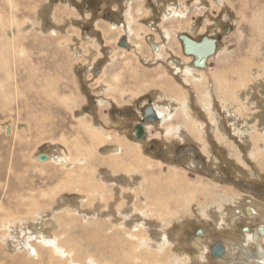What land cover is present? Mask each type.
Returning a JSON list of instances; mask_svg holds the SVG:
<instances>
[{"label":"rangeland","instance_id":"rangeland-1","mask_svg":"<svg viewBox=\"0 0 264 264\" xmlns=\"http://www.w3.org/2000/svg\"><path fill=\"white\" fill-rule=\"evenodd\" d=\"M91 1L0 0V203L19 216L0 210V264H143L121 257L137 237L153 264H264V238L250 237L264 225V0ZM180 35L217 40L205 68ZM149 102L167 113L140 141ZM90 128L103 134L95 145ZM117 137L140 168L111 167ZM76 143L94 201L64 188L61 158ZM179 189L162 217L148 204Z\"/></svg>","mask_w":264,"mask_h":264},{"label":"bare ground","instance_id":"bare-ground-1","mask_svg":"<svg viewBox=\"0 0 264 264\" xmlns=\"http://www.w3.org/2000/svg\"><path fill=\"white\" fill-rule=\"evenodd\" d=\"M180 1V0H179ZM173 10V9H172ZM178 10V9H177ZM170 12V11H169ZM173 12V11H172ZM177 12V11H176ZM179 13V12H178ZM174 15V14H173ZM180 15H182V14H180ZM169 17V16H168ZM130 19H132V20H135V18L129 13V15H128V40H131L132 38H131V36H133L134 35V37L136 36V37H138L137 36V32L134 30V29H132L131 28V25H130V22H131V20ZM136 21V20H135ZM136 23V22H135ZM139 24V23H138ZM116 28H120L121 30H122V32H125V30L124 29H122L121 27H119V26H117ZM124 28V27H123ZM112 29H114V27H112ZM111 31V30H110ZM121 33V32H120ZM143 33V32H142ZM118 34V33H117ZM116 34V35H117ZM119 36V35H118ZM187 36V35H186ZM141 37V36H140ZM189 37V36H188ZM142 38V37H141ZM179 38H180V36H179ZM189 39L190 40H193L192 38H190L189 37ZM212 39V38H211ZM214 39V38H213ZM181 40V39H180ZM183 40H181V42H182ZM193 41H195V42H199V41H196V40H193ZM124 43H125V46H127V47H125V48H128L129 47V44H128V42H127V40H125L124 41ZM139 45V44H138ZM182 45H184V43L182 42ZM13 46V45H12ZM121 46V45H120ZM216 46H217V43L215 44V49H216ZM124 47V46H123ZM152 47H153V49L158 53V50H159V47H157V46H155V45H152ZM14 49H15V47H14ZM20 50H21V53L23 52V50H22V48H20ZM214 53H215V51H214ZM214 53L212 54V55H208L206 58H201V60L202 61H204L205 63H206V61H207V59H209L211 56H213L214 55ZM184 54H186L187 55V53H184ZM189 55V54H188ZM190 55H192L193 56V58H195V56L193 55V54H190ZM186 58L187 60L188 59H190L188 56H184L183 55V58ZM204 59V60H203ZM190 66V65H189ZM189 66H187V67H189ZM186 67V68H187ZM191 67L192 68H195V69H203V68H205L206 67V65H205V67H198V66H195L193 63H192V65H191ZM189 69V68H188ZM191 69V68H190ZM182 70V69H181ZM183 71V70H182ZM196 71V70H195ZM200 71V70H199ZM198 73V72H197ZM198 75V74H197ZM203 76V75H202ZM194 77H195V75H194ZM197 77V76H196ZM185 78H186V76H185ZM198 79L199 78H197V82H198ZM187 82H188V80H187ZM196 82V81H195ZM194 83V82H193ZM173 99H175V98H173ZM166 100H168V99H166ZM167 104V103H166ZM173 104V103H172ZM163 105V104H162ZM168 105V104H167ZM153 109H154V111L157 113V116H156V120H163L164 119V116H165V114L167 113L166 111H165V108L164 107H166V106H159V105H157L156 103H154L153 105ZM166 121V120H165ZM149 123V122H148ZM165 125V124H164ZM168 126H169V124H168ZM147 127V126H146ZM88 128V127H87ZM144 130H145V127H144ZM85 131H87V132H89L91 135H92V140H93V144L95 145L96 143H98L97 142V139L99 138V137H101V139H102V136L101 135H103V134H100V133H97V131L95 130V128H90L89 130H87V129H85ZM88 133V134H89ZM145 133H146V130H145ZM198 135V134H197ZM118 138V137H117ZM101 142V141H100ZM114 142H115V145H114V147L110 150V152H108V155H109V158H110V160L112 161V164H111V167L113 168H115V170L116 169H121V170H131L132 168H134V166H136L137 168H140V165L143 163V161H142V159L141 158H139L137 155H136V152L135 151H133V148H135V146H130L129 144H128V142L126 143V141H125V139L123 140L122 138L120 139V138H118L117 140L115 139L114 140ZM128 144V145H127ZM76 146H78L77 148L78 149H76V153H75V155L74 156H71V157H67V156H63L62 155V158H61V164L63 165V167L65 168V175H64V188L65 189H70V188H73V187H76V189H78L79 190V187H78V185H80L81 184V187L83 188V192L84 191H86V199L87 198H89L90 196H91V198L90 199H92V201H94V194H93V192H92V190L93 191H95L96 192V190L98 191L99 190V187L98 186H96V187H94V182L95 181H97L96 180V178H94V180L92 181V179L93 178H91V179H89V178H86V175L83 173L84 171H85V169H86V166H85V164H84V162L85 161H83L82 162V160H81V158H84V157H82V156H78V153H79V150H80V148H81V146L80 145H82V144H78V143H76L75 144ZM83 146V145H82ZM84 148L89 152V154L88 155H86V156H88V159H89V157H90V154H92V152H95V150H94V148L91 146V145H89V146H87V147H85L84 146ZM124 148L125 149H127L129 152V155H131V157H133L134 158V162H126L125 163V161H124V157L121 159V156H123L124 154H123V151H124ZM130 157V158H131ZM65 159H68V162L66 163V162H63ZM76 162H77V168H76ZM114 163V164H113ZM144 164V163H143ZM113 168V169H114ZM114 170V171H115ZM173 176V175H172ZM170 178V177H169ZM171 181H173V180H171ZM179 182H181L180 180H178ZM177 182V181H176ZM180 185V184H179ZM178 185V186H179ZM89 187H93L92 188V190H90V188ZM187 189H188V187H187ZM189 190V189H188ZM187 190V191H188ZM190 190H192V189H190ZM151 191H153L152 190V188H151ZM194 191V190H193ZM1 192V191H0ZM188 192H190V191H188ZM85 193V192H84ZM173 193V192H172ZM187 193V192H186ZM185 193V190H182V189H179L175 194H171V195H169V193L165 196H163V194L160 192V193H154L155 195H153V196H150V195H148L147 194V196H148V199H149V203L148 204H151V206H155L157 209H160L161 211H160V214H161V217H162V215H164L165 213H167V211H168V208H169V202H171V200L173 201V199H176V201L175 202H177L178 201V203L183 199V198H185L186 196H187V194ZM93 194V195H92ZM191 195H192V193H191ZM11 196H13L12 195V193H11ZM20 196V195H19ZM24 196V195H23ZM27 196V195H26ZM189 196V195H188ZM28 197H29V195H28ZM10 198V197H9ZM90 199H88V200H90ZM11 200V199H10ZM118 200V199H117ZM188 200V199H187ZM115 201V200H114ZM152 203H154V204H152ZM248 203L250 204V205H252L253 203H252V201L251 200H248ZM84 204H86V203H84ZM88 205V204H87ZM90 205V204H89ZM122 206V205H121ZM253 206H255V205H253ZM88 207V206H87ZM247 211V214L248 215H251L253 212H256L254 209H253V207L252 206H248V207H246L245 208ZM0 210H2L4 213H5V215H4V219L3 220H9V219H14V218H17V217H19L18 216V214L17 213H10L11 211H8L7 209H5L4 207H3V203L1 202L0 203ZM26 210V213L27 214H30L31 212H29L27 209H25ZM155 211V210H154ZM256 213H258V212H256ZM259 214H261V213H259ZM258 214V215H259ZM260 216H262V218H264V216L263 215H260ZM106 218V217H105ZM107 223V222H106ZM101 225H103V224H101ZM260 225H263V224H260ZM62 227V226H61ZM261 228V227H260ZM137 230V229H136ZM245 231L246 232H248L249 230H248V228H246L245 229ZM256 231H257V233H259L258 232V230L256 229ZM260 231V230H259ZM58 232V231H57ZM62 232V231H61ZM64 232V231H63ZM65 234V233H64ZM94 238L93 239H95V240H98V238H99V236H100V233H99V231H94ZM260 235V234H259ZM128 236V238H129V235H127ZM141 236H142V234H141ZM249 237V236H248ZM250 237H252L251 235H250ZM259 236L257 235V237L256 238H253V239H257ZM264 238V237H263ZM262 237H261V239H263ZM246 239H248L247 237H246ZM252 238H251V240H253ZM249 240V239H248ZM258 241H259V239H258ZM263 241V240H262ZM63 244H64V242H62ZM252 243V242H251ZM262 243V242H261ZM263 243H264V241H263ZM65 245H66V243H65ZM142 245H144V244H142V242H141V240L137 237V242H136V244L133 246V247H131L130 248V250L129 251H127V249H125V253L124 252H122L123 254H121V257L126 261V260H128V259H132V260H136L137 259V261L139 260L140 262H142L143 264H151L152 262H153V259L151 258V259H149L150 258V256L152 255V253L150 252V251H145L144 252V256H142V257H139L138 255H137V253H138V251L139 250H141L142 248H141V246ZM197 245H198V243H197ZM251 245V244H250ZM258 245V244H257ZM263 246H261V250H263L264 251V244H262ZM63 246V245H62ZM199 247V246H198ZM69 249H71V250H69ZM72 249L73 248H69V247H67V248H64V249H61V248H59V251H60V253L61 254H66V253H68L69 252V254H71V252H72ZM75 249H77V248H75ZM75 249H73V250H75ZM199 249H202L201 247H199ZM69 250V251H68ZM72 253H75V252H72ZM77 254H79L78 253V251H77ZM153 254H156V253H153ZM73 256H75V255H73ZM155 257H156V260H159V256L158 255H154ZM263 257V256H262ZM74 258V257H73ZM73 258H70L69 259V261H71V263H75V264H79V263H81V261L80 260H78V258H76V260H74ZM121 262V261H120ZM62 264H70V263H68V262H66V263H62ZM153 264V263H152ZM161 264H163L162 263V261H161Z\"/></svg>","mask_w":264,"mask_h":264},{"label":"water","instance_id":"water-1","mask_svg":"<svg viewBox=\"0 0 264 264\" xmlns=\"http://www.w3.org/2000/svg\"><path fill=\"white\" fill-rule=\"evenodd\" d=\"M180 39L183 40V50L184 53L193 54L195 56L193 64L198 67H205V62L201 58H206L208 55H212L215 51V44L217 43L216 39H211L208 37H203L199 42L190 40L186 35H180ZM125 46V43L120 44ZM204 60V59H203ZM145 117L149 120V117H152V122L155 121V113L153 112L152 107H147L144 111ZM133 135L137 140L143 141L146 139V133L144 130V125L140 124L135 126L133 130ZM45 154H40V159H44ZM260 232L264 234V225L260 229ZM202 234V233H201ZM225 251V247L221 242H216L210 249V253L215 258H221Z\"/></svg>","mask_w":264,"mask_h":264},{"label":"flooded vegetation","instance_id":"flooded-vegetation-1","mask_svg":"<svg viewBox=\"0 0 264 264\" xmlns=\"http://www.w3.org/2000/svg\"><path fill=\"white\" fill-rule=\"evenodd\" d=\"M90 1V0H89ZM91 3L92 4H94V7L95 6H97L98 5V0H93V1H91ZM126 39H125V37L124 38H121L119 41V45L120 44H123L124 43V41H125ZM194 60V59H193ZM193 62V61H192ZM152 107V109H153V106H152V104L149 102V104L142 110V112H141V116L139 117V121H137V123L135 124V126H137V125H140V124H143L144 125V127H145V129H146V124H149V123H151L152 122V117H149V120L145 117V113H144V111H145V109L147 108V107ZM153 112L155 113V115L157 116V113L154 111V109H153ZM158 117V116H157ZM155 120H156V117H155ZM149 122V123H148ZM135 126H134V128H135ZM134 130V129H133ZM137 141V140H136ZM260 227L262 228V225H260ZM255 228V229H253L254 230V234L252 235V239L253 238H256L257 237V235L259 236V237H264V234H262L259 230L261 229V228ZM256 229L258 230V232L259 233H257V231H256ZM248 230H249V228H248ZM260 234V235H259ZM259 237L257 238V239H253V240H258L259 239Z\"/></svg>","mask_w":264,"mask_h":264}]
</instances>
